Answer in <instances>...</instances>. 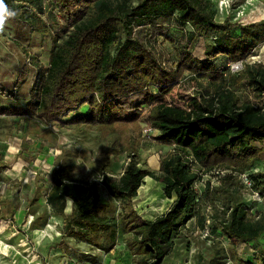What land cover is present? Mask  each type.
Masks as SVG:
<instances>
[{
    "label": "trees",
    "instance_id": "obj_1",
    "mask_svg": "<svg viewBox=\"0 0 264 264\" xmlns=\"http://www.w3.org/2000/svg\"><path fill=\"white\" fill-rule=\"evenodd\" d=\"M26 1L5 0L17 12L36 18L40 25L29 22L32 31L50 34ZM46 1L70 29L60 41L53 37L48 67L28 102L23 107L0 104V115H23L49 125L74 113L65 123L118 130L119 138L101 151L106 156L100 179L88 183L74 177L70 164L57 165L51 171L46 203L62 218L64 237L108 250L115 243L116 222L99 215L108 208L100 198L101 184L119 201L127 230L135 232L129 246L139 256V264H161L174 247L179 226L193 216L200 218V197L193 188L197 174L181 151L188 152L205 171L222 166L241 173L263 156L264 65L245 64L231 74L227 68L219 69L212 58L221 55L228 63L244 61L264 42V19L249 23L228 18L216 21L210 0H137L134 4L130 0ZM130 19L147 28L143 39L130 34L119 38L125 20ZM170 19L190 29L181 34L176 63L166 66L155 50L157 38L149 26ZM208 39L205 57L195 56L193 45ZM184 71L202 75L217 86L214 101L197 103L187 115L163 101ZM228 80L260 101L246 99L239 104V98L221 86ZM17 86L15 83L9 90L0 83V98L15 102ZM144 108L148 109L147 121L158 131L154 139L179 150L161 157L158 177L140 162L138 154ZM122 151L127 152L128 161L115 179L108 172L107 155ZM4 167L0 162V170ZM146 176L158 178L164 184L165 196L172 199L168 209L154 219H145L134 207L133 199ZM257 176L264 177V172ZM66 200L72 205L69 213L65 212ZM200 219L203 227L204 219ZM219 224L233 245L245 241L244 234L257 235L260 231L245 207L237 203L230 205L227 217ZM252 258L254 263L248 264H264V250L257 245Z\"/></svg>",
    "mask_w": 264,
    "mask_h": 264
},
{
    "label": "rangeland",
    "instance_id": "obj_2",
    "mask_svg": "<svg viewBox=\"0 0 264 264\" xmlns=\"http://www.w3.org/2000/svg\"><path fill=\"white\" fill-rule=\"evenodd\" d=\"M130 1L134 4L137 0ZM26 2L46 23L50 34L32 31L29 22L40 23L26 13L18 12L7 22L6 31L0 33V83L9 90L15 83L18 86L17 100L11 102L8 98H0L3 106L23 107L28 102L30 92L36 89L48 67L53 37L60 41L70 29L46 0ZM210 2L216 10L215 20L219 22L225 18L240 23L264 19V0H226L223 14L219 13L216 0ZM125 24L119 32L120 39L127 34L144 38L146 27L137 26L133 20H125ZM149 28L157 38L155 50L160 53L164 64H175L181 34L190 26L186 24L181 28L170 19ZM210 40L196 42L192 47L193 54L205 57L204 48ZM212 59L219 69L227 68V73H238L230 72L225 56ZM242 64L264 65V42L256 46ZM221 86L229 88L239 98V104L246 99L260 101L231 80ZM216 87L208 78L184 71L163 101L176 105L183 115H187L197 103L214 101ZM147 110L144 108L140 119L138 154L140 162H145L158 177L161 157L169 151L179 150L175 145L157 142L154 139L157 130H153L149 137L142 135V129L151 126L147 121ZM73 115L70 113L49 125L23 115H0V162L6 165L0 170V264H139V256L129 246L135 232L127 230L119 201L111 197L101 184L98 185L100 198L108 208L99 215L116 222L115 243L108 250L64 237L62 218L46 203V194L52 186L51 171L57 165L70 164L74 177L88 183L98 180L106 156L101 151L120 136L115 129L65 123ZM181 153L197 174L193 188L200 197L197 209L199 217L204 219V226H200L201 219L196 216L180 225L174 247L161 264L254 263L252 257L257 245L264 250V177L257 176V173L264 172V153L250 169L243 171L250 185L239 177L240 172L222 166L205 171L188 152ZM107 158L108 172L119 179L128 161L127 152L107 155ZM163 188L164 184L158 178H143L133 201L135 209L145 219H154L170 206L172 199L165 196ZM232 203L245 207L248 218L260 228L257 235L246 233L245 241L235 245L222 234L219 224L227 217ZM71 210V202L66 200L65 212Z\"/></svg>",
    "mask_w": 264,
    "mask_h": 264
},
{
    "label": "clouds",
    "instance_id": "obj_3",
    "mask_svg": "<svg viewBox=\"0 0 264 264\" xmlns=\"http://www.w3.org/2000/svg\"><path fill=\"white\" fill-rule=\"evenodd\" d=\"M18 15L16 9L11 8L5 0H0V33L6 31V24Z\"/></svg>",
    "mask_w": 264,
    "mask_h": 264
},
{
    "label": "built area",
    "instance_id": "obj_4",
    "mask_svg": "<svg viewBox=\"0 0 264 264\" xmlns=\"http://www.w3.org/2000/svg\"><path fill=\"white\" fill-rule=\"evenodd\" d=\"M228 66H229L230 72H232V73L239 72L241 69H243L242 61L231 62V63L228 64ZM153 130H156V129H154L151 126L146 125L142 129V132H143L142 135L144 137H149V135L151 134V132ZM239 177L242 178L246 184L248 183V177H247V174L246 173H244V172L243 173H240L239 174ZM248 184L250 185V183H248Z\"/></svg>",
    "mask_w": 264,
    "mask_h": 264
},
{
    "label": "bare ground",
    "instance_id": "obj_5",
    "mask_svg": "<svg viewBox=\"0 0 264 264\" xmlns=\"http://www.w3.org/2000/svg\"><path fill=\"white\" fill-rule=\"evenodd\" d=\"M216 3H217V7L219 8V13L220 14H223V13H225V8H224V6H225V4H226V0H216ZM238 12H240V11H238Z\"/></svg>",
    "mask_w": 264,
    "mask_h": 264
}]
</instances>
